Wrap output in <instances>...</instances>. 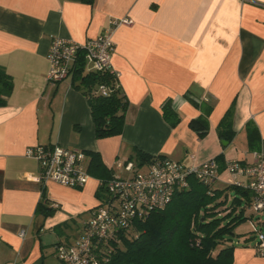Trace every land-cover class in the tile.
Here are the masks:
<instances>
[{"label": "crops", "instance_id": "0c3cea01", "mask_svg": "<svg viewBox=\"0 0 264 264\" xmlns=\"http://www.w3.org/2000/svg\"><path fill=\"white\" fill-rule=\"evenodd\" d=\"M113 18L131 20L116 28L112 56L128 110L121 134L99 138L73 76L47 83V54L56 36L83 43ZM0 65L14 80L0 106V264H65L56 245L73 243L106 197L102 176L90 173L83 188L47 182L39 206L43 188L30 146L79 148L89 159L98 152L108 173L129 177L147 166L137 150L185 165L217 156L251 162L246 127L253 123L264 152V0H0ZM166 100L180 115L175 127L163 117ZM208 106L209 130L199 137L190 122ZM231 106L235 134L227 141L218 126ZM229 184L224 169L214 187ZM242 207L248 220L251 205ZM233 264H264V257L246 241Z\"/></svg>", "mask_w": 264, "mask_h": 264}, {"label": "trees", "instance_id": "16d2710c", "mask_svg": "<svg viewBox=\"0 0 264 264\" xmlns=\"http://www.w3.org/2000/svg\"><path fill=\"white\" fill-rule=\"evenodd\" d=\"M73 80L76 87L88 97L97 137L121 134L128 99L121 91L119 78L111 72H86L84 58H81ZM99 85L107 86L109 94L94 92ZM13 89V77L0 65V106L7 104ZM189 99L199 105L195 98L189 96ZM210 113L211 106H208L205 115L190 122L199 137H203L209 130ZM162 114L172 127L180 122V115L171 100L163 103ZM233 114L234 107L231 106L218 126L219 136L227 141L235 134ZM246 129L252 150H259L258 127L248 123ZM88 153L91 155V174L102 176L100 182L113 177L98 152ZM155 157L137 150L139 165L149 163ZM215 159L220 165V171L224 170V156ZM42 188L39 206L46 200V191L44 186ZM231 191L235 192V197L228 203ZM253 198L254 194L248 188L229 184L220 189L214 187V181L206 184L190 177L189 186L177 190L165 207L151 210L144 218L135 219L128 228L115 236L109 245V252H106L109 256L108 264H233L236 245L232 244L231 236L235 235L236 225L247 219L243 212V202L252 205ZM239 207L242 208L237 211ZM227 210L229 212L223 214Z\"/></svg>", "mask_w": 264, "mask_h": 264}, {"label": "built area", "instance_id": "2783aa9c", "mask_svg": "<svg viewBox=\"0 0 264 264\" xmlns=\"http://www.w3.org/2000/svg\"><path fill=\"white\" fill-rule=\"evenodd\" d=\"M129 22L131 20L128 18H113L98 36L83 43L59 36L53 38L47 54V83L55 86L73 76L81 58H84L86 72H111L119 78L120 73L112 63L114 33L118 26ZM94 92L108 95L110 89L99 85ZM26 155L37 161V179L42 186L53 181L68 187L83 188L91 176L89 156L79 148L37 144L28 147ZM128 169L135 168L131 164ZM225 169L230 173L233 184L253 192L251 206L254 210L264 211V152L254 151L251 162L225 161ZM219 174L220 165L215 158L200 164L185 165L168 157L157 156L147 163L144 171H136L129 177L114 175L100 182L106 197L92 210L83 231L73 243L61 242L56 245L59 259L65 264H108L106 252H109L111 241L121 230L128 228L135 219L144 218L151 210L165 207L177 190L189 186L190 177L210 184L218 179ZM53 207L57 208L58 204ZM250 224L257 237L256 254L264 257V221L257 226L250 219Z\"/></svg>", "mask_w": 264, "mask_h": 264}, {"label": "rangeland", "instance_id": "374dc122", "mask_svg": "<svg viewBox=\"0 0 264 264\" xmlns=\"http://www.w3.org/2000/svg\"><path fill=\"white\" fill-rule=\"evenodd\" d=\"M123 173L127 175L126 170ZM229 194L232 195V197H235L234 191L229 192ZM247 210H248V213L252 214V216H250L248 220L246 219L238 223L235 227L236 230H234L235 235L231 236L232 237L231 242L232 244L236 246L242 245L246 241L250 245H253L254 243H256L257 237H256V233L253 231V228L250 224V219L252 218V220L257 224V226H261L262 221H264V211H255L253 206L248 207ZM246 237H247V240L245 239Z\"/></svg>", "mask_w": 264, "mask_h": 264}]
</instances>
